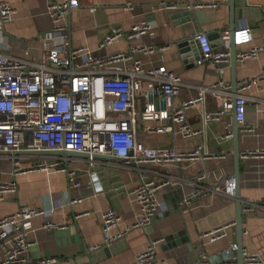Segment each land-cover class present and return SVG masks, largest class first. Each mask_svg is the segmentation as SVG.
<instances>
[{
	"label": "built area",
	"instance_id": "2783aa9c",
	"mask_svg": "<svg viewBox=\"0 0 264 264\" xmlns=\"http://www.w3.org/2000/svg\"><path fill=\"white\" fill-rule=\"evenodd\" d=\"M80 3L81 0L50 3L47 14L52 24L51 31L38 36V41L44 45L43 53L39 57L21 58L10 53L11 39L5 30L6 25L13 22L16 11L10 3L0 0V161L9 164L13 176L10 182L0 181V202L17 194L16 176L20 174L65 173L71 191H79L84 186L76 180L75 172L64 164L72 158L67 155L49 156L46 152L87 154L85 160L76 159L87 162L98 194L102 192L98 182L100 174L107 173L113 165L111 160L117 166L135 170L139 175L138 184L127 191L139 207L137 220L131 226L121 228L122 218L117 210L109 209L101 214L102 230L107 235L108 245H111L123 240L130 231L151 225L157 217L159 191L176 186L178 179L175 176L147 179L145 174L151 168L224 158V155L211 154L206 145L188 152L147 147L138 139V127L147 126L148 134H172L195 139L205 132L207 124L218 122L234 112L239 128L252 132L253 129L246 124L247 97L243 92L264 83V67L257 78L237 83V92L232 94L231 84L225 80L224 67L230 58V31L224 29L218 33L220 45L217 47L212 45L207 35L199 34L194 38L200 50L195 64H213L220 78L215 85L201 87L195 96L181 100L182 77L168 71L165 66L147 70L138 57L163 53L169 46L141 44L104 56H96L88 48H72L67 22ZM165 8L192 12L216 9L217 4L214 0H184L179 7L165 5ZM126 9L130 10L132 6L127 4ZM95 11L91 9L92 13ZM153 34V27L146 22L137 23L128 31L114 26L98 49L103 50L121 39L132 43ZM235 36L236 46L253 41L249 28L236 31ZM263 52V45L256 46L238 53L236 59L239 62L256 59ZM208 96L217 100L218 107L213 112L206 110ZM199 107H202L199 116L201 129L194 128L188 117L190 110ZM231 132L227 128L226 138H232ZM251 157L264 158V150L247 151L241 156L243 159ZM210 181L208 171L194 177L192 189L183 200L186 209L195 198L207 194L234 199L237 188L234 177L213 186L209 185ZM76 202L80 200L74 199L71 204ZM247 205L255 206L252 203ZM42 214L41 210L22 208L14 214L0 217V264H44L30 260L28 239L32 219ZM45 227L53 229L56 225L48 223ZM234 227L235 223L224 224L205 232L200 240L217 242L226 238ZM158 243H151L145 251L137 254L134 264H159ZM231 248L236 251V244ZM101 249L94 246L91 251ZM245 261L246 264H264L258 256H245ZM199 262L209 264L205 258Z\"/></svg>",
	"mask_w": 264,
	"mask_h": 264
},
{
	"label": "crops",
	"instance_id": "0c3cea01",
	"mask_svg": "<svg viewBox=\"0 0 264 264\" xmlns=\"http://www.w3.org/2000/svg\"><path fill=\"white\" fill-rule=\"evenodd\" d=\"M4 1L10 3L16 11L13 22L5 27L11 39L10 53L21 58L39 57L44 45L38 41V36L46 34L52 28L47 8L50 3L62 0ZM183 1L81 0L80 7L68 17L69 42L72 48H88L96 56L126 51L129 46L141 44L169 46L163 53L142 54L138 57L147 70L165 66L168 71L182 77L184 86L180 99L185 100L195 96L201 87L215 85L220 76L213 64L186 63L178 45L199 34L217 36L221 30H229L231 11L229 0H214L216 9L194 10L190 12L191 22L185 23L181 16L185 10L165 8V5L179 7ZM236 1L248 12L247 21H238L236 31L249 28L253 33L251 43L237 46L238 53L264 46V0ZM127 4L132 9L127 10ZM91 9L96 11L92 13ZM141 22L151 25L154 34L132 43L121 39L103 50L98 49L112 27L120 26L128 31ZM214 42H219L218 36ZM224 67L225 80L231 84L230 91L234 94L230 60ZM263 67L264 52L256 59L237 61V83L257 78ZM243 93L247 97L246 124L253 131L246 132L240 128L241 154L264 150V83ZM217 107V100L208 96L206 110L213 112ZM201 111L202 107H199L188 112L189 121L194 128H202L199 120ZM146 127H138V139L147 147L188 152L197 146L206 145L211 154L224 155V158L151 168L145 174L147 179L160 180L163 176H175L178 179L176 186L159 191L157 217L151 225L132 230L123 240L111 245H108L107 235L102 230L101 214L109 209L117 210L122 218L121 228L131 226L137 220L139 207L127 195V191L132 190L139 182V175L135 170L122 168L110 160L113 165L99 177L102 190L100 194L98 188L93 187L90 177L92 170L87 162L76 158L68 159L64 164L75 172L76 180L84 185L79 191L69 189L65 173L34 172L16 176L17 194L0 202V217L14 214L22 208L43 212L31 221L28 237L30 260L44 264H134L137 254L145 251L151 243L159 241V264H195L196 259L199 262L203 258L209 264L237 262V252L231 248L237 240L235 227L226 238L217 242L200 240L205 232L235 222L236 201L222 195L207 194L195 198L188 209L183 206V200L192 189L191 183L198 173H210V186L234 176L233 139L226 138L227 128L233 130L232 113L218 122L207 124L205 132L195 139L172 134H148ZM12 179L9 164L0 161V181L10 182ZM239 192L245 205L242 214L244 256H258L264 261V158H241ZM74 199H79L80 202L71 204ZM48 223L55 224L56 227L47 229L45 226ZM183 237L189 239L193 252L186 248L178 253L180 247L172 248L171 243L178 242ZM94 246L102 249L93 252L91 248Z\"/></svg>",
	"mask_w": 264,
	"mask_h": 264
},
{
	"label": "water",
	"instance_id": "95a60500",
	"mask_svg": "<svg viewBox=\"0 0 264 264\" xmlns=\"http://www.w3.org/2000/svg\"><path fill=\"white\" fill-rule=\"evenodd\" d=\"M229 7L231 11L230 16V41H229V53H230V67L232 71V91L234 94L237 92V80H236V66H237V46L235 45L236 42V36L235 32L237 30V24L238 21H241V23H245L247 21L248 12L244 9L243 6L238 5L236 0H229ZM178 16V15H177ZM181 16L184 17V22L189 23L191 22V15L190 12L186 11L181 14ZM218 36V34H217ZM216 35H210L209 39L212 41V45L214 47H217L220 45L219 42H214L215 39H217ZM180 52L182 54V57L186 63L193 64L196 63L199 60L200 50L198 47V43L194 40L193 37L188 40H184L178 45ZM233 118V130L231 132L232 139H233V158H234V178L236 181V192L234 200L236 201V217H235V230H236V246H237V264H246L245 256H244V248L242 246V238H243V228H242V214L244 210V204L240 197V175H241V152L239 149V137H240V128L238 123L235 120V114L232 113ZM49 156H61V155H67L70 158H77V159H87V154L82 153H75V152H66V151H49L46 152ZM182 237V235H180ZM180 239V238H179ZM171 246L173 249L179 248L177 252L183 251L184 249H188L190 252H193L194 249H192L191 244L189 243L188 238H184L181 240H178V242L171 243ZM183 247V248H182ZM196 259V258H195ZM195 264H199L198 259L195 260Z\"/></svg>",
	"mask_w": 264,
	"mask_h": 264
}]
</instances>
